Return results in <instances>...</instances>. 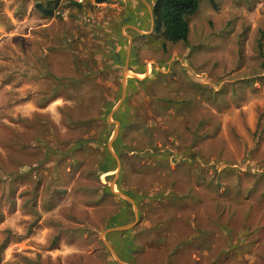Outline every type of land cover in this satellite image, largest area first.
Segmentation results:
<instances>
[{
    "label": "rangeland",
    "instance_id": "rangeland-1",
    "mask_svg": "<svg viewBox=\"0 0 264 264\" xmlns=\"http://www.w3.org/2000/svg\"><path fill=\"white\" fill-rule=\"evenodd\" d=\"M156 2L0 0L2 264H119L111 183L123 262L264 264V0Z\"/></svg>",
    "mask_w": 264,
    "mask_h": 264
},
{
    "label": "trees",
    "instance_id": "trees-1",
    "mask_svg": "<svg viewBox=\"0 0 264 264\" xmlns=\"http://www.w3.org/2000/svg\"><path fill=\"white\" fill-rule=\"evenodd\" d=\"M105 0H98V3H103ZM215 7L217 0H209ZM55 5L48 4L43 6L38 4L36 7L38 11L50 18L55 17ZM201 0H157L154 6V16L156 21L157 30L160 31L165 43H188L191 29L190 19L195 16L200 9ZM74 121L78 120L74 113H70ZM80 121V120H79ZM90 123L91 120L84 119L81 124ZM2 251L0 249V264H2Z\"/></svg>",
    "mask_w": 264,
    "mask_h": 264
},
{
    "label": "water",
    "instance_id": "water-1",
    "mask_svg": "<svg viewBox=\"0 0 264 264\" xmlns=\"http://www.w3.org/2000/svg\"><path fill=\"white\" fill-rule=\"evenodd\" d=\"M151 16H152V21L153 23H156L155 21V16H154V11H151ZM131 49H132V45L129 47L128 50V56H127V65L129 63L130 60V54H131ZM126 90H127V80L126 77L124 78V86H123V92H122V98L121 101L119 102V104L114 108V110L112 111L111 115H110V122L116 125V130L114 132V136L113 139L111 140V142L109 143V150L111 151V153L113 154L114 158L117 161L118 164V170L117 173L119 174L120 170H121V163H120V159L118 158V156L113 152V142L115 141V139L118 137L119 131H120V124L118 122H114L112 120V117L114 116V114L117 112V110L120 108V106L122 105V103L124 102V99L126 97ZM112 173H109L108 175H111ZM110 186H112L115 189V192L117 195H119L121 198H123L124 200L128 201L129 203H131L134 206V211H135V216H136V222L134 224L128 225V226H120V227H115V228H111L109 230H107L106 232H104L102 234V239L103 242L105 244V246L108 248V250L111 252V254L113 255V257L115 258V260L119 263V264H127L125 262H123L120 257L118 256V254L116 253V251L113 249V247L105 240L106 235L113 233V232H124V231H129L131 229H134L137 224H138V208L136 206L135 201L130 198L129 196L121 193L118 188L116 183H111Z\"/></svg>",
    "mask_w": 264,
    "mask_h": 264
},
{
    "label": "crops",
    "instance_id": "crops-1",
    "mask_svg": "<svg viewBox=\"0 0 264 264\" xmlns=\"http://www.w3.org/2000/svg\"><path fill=\"white\" fill-rule=\"evenodd\" d=\"M132 27H133V26H132ZM131 45H132V44H131ZM131 45H130V46H131ZM130 46H129V47H130ZM128 50H129V48H128ZM131 50H132V49H131ZM130 55H131V54H130ZM127 56H128V54H127ZM139 222H140V221H139V219H138V224H137V225H139ZM136 227H137V226H136ZM136 227H135V228H136ZM113 233H115V232H113ZM113 233H112V234H113ZM112 234H111V235H112ZM115 240L117 241L118 239L116 238ZM182 244H183V243H182Z\"/></svg>",
    "mask_w": 264,
    "mask_h": 264
}]
</instances>
